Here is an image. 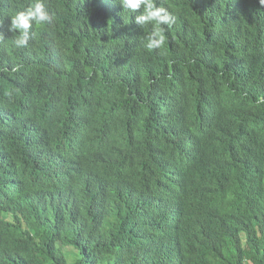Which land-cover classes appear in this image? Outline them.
Instances as JSON below:
<instances>
[{
	"label": "trees",
	"instance_id": "1",
	"mask_svg": "<svg viewBox=\"0 0 264 264\" xmlns=\"http://www.w3.org/2000/svg\"><path fill=\"white\" fill-rule=\"evenodd\" d=\"M0 0V264H264V5ZM18 31V30H17Z\"/></svg>",
	"mask_w": 264,
	"mask_h": 264
},
{
	"label": "clouds",
	"instance_id": "2",
	"mask_svg": "<svg viewBox=\"0 0 264 264\" xmlns=\"http://www.w3.org/2000/svg\"><path fill=\"white\" fill-rule=\"evenodd\" d=\"M120 3L124 10L132 13L142 9L134 19L139 26H152L146 37L145 47L150 51L162 49L166 41L164 26L170 27L175 22V17L165 6V0H120ZM260 3L264 5V0H260ZM10 18L9 31L14 33L13 46L22 49L28 46L33 25H51L54 14L50 13L47 0H30L25 8L17 11ZM0 37H3V33H0ZM257 102L264 101L258 99Z\"/></svg>",
	"mask_w": 264,
	"mask_h": 264
}]
</instances>
